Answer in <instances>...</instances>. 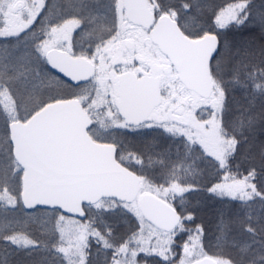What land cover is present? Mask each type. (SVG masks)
I'll return each instance as SVG.
<instances>
[{
  "label": "snow or ice",
  "instance_id": "obj_1",
  "mask_svg": "<svg viewBox=\"0 0 264 264\" xmlns=\"http://www.w3.org/2000/svg\"><path fill=\"white\" fill-rule=\"evenodd\" d=\"M0 264H264V0H0Z\"/></svg>",
  "mask_w": 264,
  "mask_h": 264
}]
</instances>
